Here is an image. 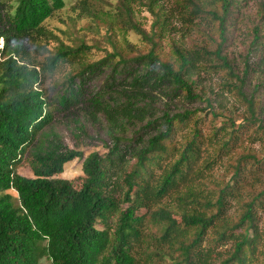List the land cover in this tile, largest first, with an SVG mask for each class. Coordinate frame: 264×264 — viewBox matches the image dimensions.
Here are the masks:
<instances>
[{
    "label": "trees",
    "instance_id": "16d2710c",
    "mask_svg": "<svg viewBox=\"0 0 264 264\" xmlns=\"http://www.w3.org/2000/svg\"><path fill=\"white\" fill-rule=\"evenodd\" d=\"M248 2L174 0L166 15L161 0H142L153 17L147 31L134 21L132 6L120 0L124 26L148 45L144 53L127 41L125 47L135 52L128 56L112 27L105 47L68 41L49 29L64 0H0V264H251L262 237L256 207L264 190L240 200L237 217L227 218L226 211L228 200L238 198L244 161L263 164L264 155L234 154L227 166L234 173L213 194L191 177L201 172L196 166L203 114L222 119L214 130L223 133L221 152L232 151L239 128L264 139V73L262 81L255 77L264 65V0L258 1L250 43L238 55L228 51ZM196 18L207 24L208 42L179 46L171 38L177 31L171 21L183 22L189 32ZM66 63L74 72L50 94L47 79ZM204 72L220 77L244 108L240 116L223 111L217 95L204 92ZM163 88L199 107L173 112L146 93ZM70 120L74 149L65 141L63 122ZM192 121L178 147V130ZM95 143L99 150L85 159L81 190L57 178L82 155L80 146ZM23 164L31 177L18 172Z\"/></svg>",
    "mask_w": 264,
    "mask_h": 264
},
{
    "label": "rangeland",
    "instance_id": "374dc122",
    "mask_svg": "<svg viewBox=\"0 0 264 264\" xmlns=\"http://www.w3.org/2000/svg\"><path fill=\"white\" fill-rule=\"evenodd\" d=\"M65 8L47 22L49 29H53L56 32L60 31L62 36L70 41V39L81 38L85 40L89 45L100 44L101 47L107 46L106 44V29L112 27L114 29V34L117 37L118 43L125 48V53L128 56L135 55L131 49L125 47V43L128 41L135 48L136 51H142L146 53L148 51L147 43L134 31L129 30L127 26H124V18L119 16V10H121L120 0H64ZM132 6L134 12V21L141 24L147 31L151 30V25L153 17L147 11V9L142 5V0H124ZM174 0H161L164 4V9L166 15H169L170 10L174 8ZM258 1L260 0H249L245 4L244 8L240 10L237 17V33L233 36L232 41L229 45L228 51L231 54L238 55L240 51H243L247 44L250 43V30L254 23L257 21V11H258ZM263 1V0H261ZM159 11V8H158ZM178 14V13H177ZM127 20V19H126ZM178 19H173L171 23H174L177 31L171 34V38L179 42V46L191 47L195 41H206L204 30L206 29V22L203 18L194 19V25L192 29L188 32V28L185 27L183 22ZM185 20V19H184ZM127 22V21H126ZM176 22V23H175ZM196 23L200 25L201 30L199 31L196 27ZM210 28H208L209 30ZM183 32H186L184 34ZM58 33V34H60ZM64 33V34H63ZM68 36L69 38H67ZM3 41H0V47L3 46ZM245 46L242 47V44ZM165 46L168 45L167 40L164 41ZM101 53L96 55L93 60H96ZM88 60L91 57H88ZM73 71L72 65L69 63L60 65L56 72L49 76L45 86L49 89L50 94H52V89L55 87L61 79L65 78L69 73ZM264 73V65H262L256 78L259 81L263 80V76L260 73ZM74 72V71H73ZM220 77L212 73H202L200 78V85L204 87V92L211 93L214 96L217 95L218 105L223 109V111H230L234 118L240 116L243 113L244 108L236 102L234 95L229 91L223 89L220 85ZM43 86V87H45ZM149 98H154L156 103L162 105H168V108L173 112H180L182 109H195L199 105H191L185 103L182 97L173 99L168 95V90L164 89L159 92L147 91ZM262 103L264 106V91L261 96ZM200 118L196 117V120ZM67 128H65V141L69 148H78V143L73 141L72 136L69 133H76L73 127L70 126V121L63 122ZM145 123V122H143ZM194 121L189 122L184 128L179 129L176 137L175 143L180 146L182 141L191 132ZM126 121L124 122V126ZM134 126V123H129ZM241 122L237 124L236 129H238ZM72 125V124H71ZM102 123L99 126L102 127ZM222 125V119L214 121L210 115L203 114L202 119L199 122V129L201 130V144L200 148V160L197 161L196 169H200V174L192 173L191 177L195 178L197 183L200 185L202 190L205 189V194H213L215 191L213 188L217 186L224 185L225 177L234 173L233 169L227 166L231 165L232 162L230 158L235 154L248 152V154H253L261 157L264 155V139H261L257 133L248 128H239L241 133L236 138L232 145V151L225 150L221 152L223 133L216 136L215 128H219ZM123 126V127H124ZM63 128V127H61ZM229 131H234V128L228 126ZM104 132V131H103ZM82 150V155L72 162L68 163L65 167V172L58 176V179L66 181L74 190H81L86 180L84 175V162L85 159L93 151H98V144H89L80 146ZM221 152V153H220ZM131 156V155H129ZM173 156L167 158L164 165L170 163ZM204 161L209 162L208 168H204ZM18 172L23 176H32V172L27 164H23L18 168ZM236 185L238 186V191L235 193L234 198L228 200V209L226 211L227 218H235L238 216L241 210L240 200L242 203L247 201L254 193L257 195L264 190V163L257 164L252 159H246L242 165L241 173L236 179ZM14 195V203L19 204L16 193L10 192ZM247 198V199H245ZM256 213L259 219V226L261 231V239L255 244L257 249L255 254L251 257V264H264V198L263 204L256 207ZM146 214V211H140L137 213L138 217H142ZM103 225L100 226L103 229ZM230 244H226L223 249L228 250Z\"/></svg>",
    "mask_w": 264,
    "mask_h": 264
}]
</instances>
